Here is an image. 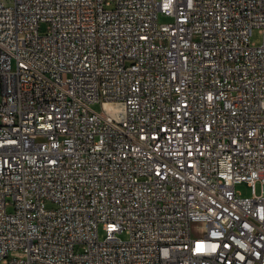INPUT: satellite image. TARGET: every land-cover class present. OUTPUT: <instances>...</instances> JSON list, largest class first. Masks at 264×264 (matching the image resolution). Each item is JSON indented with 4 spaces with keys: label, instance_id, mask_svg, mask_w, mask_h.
I'll list each match as a JSON object with an SVG mask.
<instances>
[{
    "label": "built area",
    "instance_id": "obj_1",
    "mask_svg": "<svg viewBox=\"0 0 264 264\" xmlns=\"http://www.w3.org/2000/svg\"><path fill=\"white\" fill-rule=\"evenodd\" d=\"M0 84V263L264 264V0H0Z\"/></svg>",
    "mask_w": 264,
    "mask_h": 264
},
{
    "label": "rangeland",
    "instance_id": "obj_2",
    "mask_svg": "<svg viewBox=\"0 0 264 264\" xmlns=\"http://www.w3.org/2000/svg\"><path fill=\"white\" fill-rule=\"evenodd\" d=\"M172 21V17L169 15H165L163 13H159V22H169ZM45 29V25L42 26V30ZM252 41L255 43H260L262 41V36L259 33V31L257 29L254 30L253 35H252ZM2 96V92H1V84H0V99ZM91 108L95 111H101L102 110V105L99 102H95L92 103ZM236 190L242 195V196H251L252 195V188L250 185L247 184V182H241L238 183L236 185ZM255 191L259 194L261 192V183L257 182L256 186H255ZM99 236L100 238H104L105 236V232L100 229L99 231ZM120 237L122 238H126V234L125 233H121L119 234ZM0 264H5L4 262H1Z\"/></svg>",
    "mask_w": 264,
    "mask_h": 264
}]
</instances>
